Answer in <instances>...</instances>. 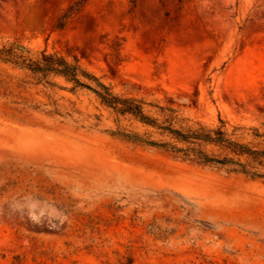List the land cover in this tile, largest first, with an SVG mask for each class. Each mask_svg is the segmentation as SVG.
I'll use <instances>...</instances> for the list:
<instances>
[{
    "label": "rangeland",
    "instance_id": "1",
    "mask_svg": "<svg viewBox=\"0 0 264 264\" xmlns=\"http://www.w3.org/2000/svg\"><path fill=\"white\" fill-rule=\"evenodd\" d=\"M11 43L264 149V0H0ZM48 82L0 60V264H264V180L131 142L168 139Z\"/></svg>",
    "mask_w": 264,
    "mask_h": 264
},
{
    "label": "trees",
    "instance_id": "2",
    "mask_svg": "<svg viewBox=\"0 0 264 264\" xmlns=\"http://www.w3.org/2000/svg\"><path fill=\"white\" fill-rule=\"evenodd\" d=\"M79 3H76V7ZM74 7L68 8L67 12L59 19L58 27L63 26L64 19L73 13ZM28 51L22 46L11 43L0 47V60L12 63L27 70L39 81L49 84L48 79L52 76L61 77L72 87L70 91L84 88L94 94L100 104L109 108L118 116H129L135 121L156 130L161 136L168 140L153 141L143 139L136 134L125 136L127 140L142 143L146 146L163 149L170 154L183 160L197 164L215 167L227 173L242 174L251 179L264 180V173L256 168H264V149L251 150L243 144L234 142L226 137L224 122L219 120L220 126L206 131L202 128L191 130L178 126V119L171 110H163L168 113L161 120L152 119L143 111V103L133 98H122L114 95L109 87L99 82L94 76L81 69L74 61L67 62L64 57L57 53H46L41 51L37 58H31ZM84 80L93 83L88 85ZM202 144L220 147L226 154L213 156L206 154ZM241 158H244L242 161ZM250 165L252 167L248 168Z\"/></svg>",
    "mask_w": 264,
    "mask_h": 264
}]
</instances>
